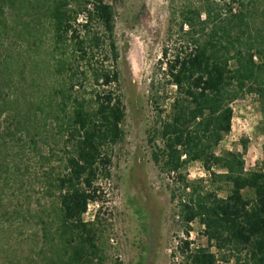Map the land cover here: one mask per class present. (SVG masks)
I'll use <instances>...</instances> for the list:
<instances>
[{"label": "trees", "instance_id": "obj_1", "mask_svg": "<svg viewBox=\"0 0 264 264\" xmlns=\"http://www.w3.org/2000/svg\"><path fill=\"white\" fill-rule=\"evenodd\" d=\"M114 17L108 0H0V118L23 115L26 127L48 121L64 148L47 189L59 222L54 232L41 226L51 251L35 264L102 261L98 220L85 222L82 214L100 198L98 179L110 176L107 148L123 137ZM167 32L172 44L162 47L159 70L175 93L160 117L153 157L161 170L180 172V194H171L177 215L187 228L197 220L215 248L191 249L186 258L264 264V163L245 169L247 139L242 151L216 153L231 131V105L245 94L257 97L264 136V0H169ZM29 63V86L41 91L30 101L33 115L18 105ZM195 161L224 195L184 178Z\"/></svg>", "mask_w": 264, "mask_h": 264}, {"label": "rangeland", "instance_id": "obj_2", "mask_svg": "<svg viewBox=\"0 0 264 264\" xmlns=\"http://www.w3.org/2000/svg\"><path fill=\"white\" fill-rule=\"evenodd\" d=\"M108 1L115 14L117 68L125 113L123 137L107 148L110 176L98 179L100 198L89 203L82 219L98 220L101 264H190L186 254L191 249L215 248L197 220L187 228L177 215V199L171 194H180V172L161 170L153 157L160 146L156 136L160 117L169 110L175 93L173 85L163 82L159 70L161 49L172 44L167 32L169 0ZM29 66L23 89L18 92V105L20 109L28 106L33 115L35 105L30 101L41 91L34 92L35 86H29ZM231 106V131L216 153L242 151L241 141L247 139L244 167L261 170L264 136L258 128L262 116L257 97L245 94ZM22 116L0 118V264H35L42 251L49 256L51 250L45 241L50 236L43 235L41 226L54 232L59 222L55 199L47 189L48 177H55L61 169L63 142L48 121L26 127ZM181 174L204 190L225 194L223 185L212 183L200 162L189 163ZM243 193L252 196L249 190ZM51 239L58 245L57 239ZM234 263L230 257L217 264Z\"/></svg>", "mask_w": 264, "mask_h": 264}]
</instances>
